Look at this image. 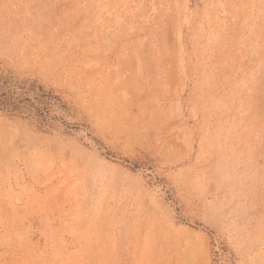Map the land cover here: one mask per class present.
<instances>
[{"label":"rangeland","instance_id":"1","mask_svg":"<svg viewBox=\"0 0 264 264\" xmlns=\"http://www.w3.org/2000/svg\"><path fill=\"white\" fill-rule=\"evenodd\" d=\"M8 75L0 264H264V0H0Z\"/></svg>","mask_w":264,"mask_h":264},{"label":"trees","instance_id":"2","mask_svg":"<svg viewBox=\"0 0 264 264\" xmlns=\"http://www.w3.org/2000/svg\"><path fill=\"white\" fill-rule=\"evenodd\" d=\"M51 100L60 103L59 97L36 81L19 80L9 75L0 76L1 110L25 115L39 124H48V105Z\"/></svg>","mask_w":264,"mask_h":264}]
</instances>
